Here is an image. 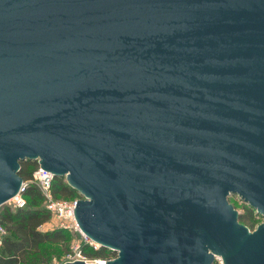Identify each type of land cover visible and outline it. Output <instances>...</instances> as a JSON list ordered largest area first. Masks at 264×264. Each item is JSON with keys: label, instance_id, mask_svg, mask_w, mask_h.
<instances>
[{"label": "water", "instance_id": "95a60500", "mask_svg": "<svg viewBox=\"0 0 264 264\" xmlns=\"http://www.w3.org/2000/svg\"><path fill=\"white\" fill-rule=\"evenodd\" d=\"M24 160L105 264H264V0H0V207Z\"/></svg>", "mask_w": 264, "mask_h": 264}, {"label": "trees", "instance_id": "16d2710c", "mask_svg": "<svg viewBox=\"0 0 264 264\" xmlns=\"http://www.w3.org/2000/svg\"><path fill=\"white\" fill-rule=\"evenodd\" d=\"M37 161L20 162L19 175L27 180L37 168ZM51 193L56 200H71L78 196L64 177L54 176ZM26 204L23 207H0V224L8 231L1 239L0 264H53V250L67 248L71 235L78 234L58 227L41 231L39 227L49 221L51 214L45 208V198L37 186L28 184L23 192ZM240 223L254 224L253 209L249 206L238 214ZM73 242V241H71ZM81 251L89 259H108L114 252L99 246L93 248L81 244Z\"/></svg>", "mask_w": 264, "mask_h": 264}, {"label": "built area", "instance_id": "2783aa9c", "mask_svg": "<svg viewBox=\"0 0 264 264\" xmlns=\"http://www.w3.org/2000/svg\"><path fill=\"white\" fill-rule=\"evenodd\" d=\"M38 164V163H37ZM54 174L48 170L43 169L39 164L35 170L32 171L31 177L27 180H22L18 192L10 198L9 202L14 207H23L26 204V199L23 192L28 184H33L38 187L45 198V208L50 212L51 219L54 220L55 227L76 232L79 234V240L74 242L70 250L64 255V261L84 260L86 262H96L97 264H105L108 259H89L81 251V244L86 243L93 248H98L100 245L89 238L79 227L75 217V206L78 199L84 197L78 193V196L71 200H56L51 193V184L54 179ZM5 229L0 224V244L2 235ZM215 264H224L221 256L215 255Z\"/></svg>", "mask_w": 264, "mask_h": 264}, {"label": "rangeland", "instance_id": "374dc122", "mask_svg": "<svg viewBox=\"0 0 264 264\" xmlns=\"http://www.w3.org/2000/svg\"><path fill=\"white\" fill-rule=\"evenodd\" d=\"M230 204L233 206V208L236 210V212H238V214H242V213H244L245 210H246L245 208H243V207L239 204V202H238L237 200L234 201V202H232V203H230ZM4 206H9V207L13 208L12 203L9 202V201L5 202V203L2 205V207H4ZM253 216H254V224H253L252 226H249V222L246 223V224L242 223V224H244V225L248 228V230H249L250 232L256 231L258 225L261 224V222H260V221L258 220V218L255 216V214H253ZM51 217H52V216H51ZM51 217H50V219H49L48 222H46L45 224H43V225H41V226L39 227V229H40L41 231H43V230H47V229L55 228V226H53V225H54V224H53V223H54V220L51 219ZM3 228L5 229V227H3ZM7 233H8V231L5 229V233L2 235V237H3L5 234H7ZM79 238H80V237H79V234H73V235H71V238L69 239L70 241H68V246H67L66 250H65V248H64L63 250H58V249L55 248L56 246H49V248H50V249L52 248V250H53V254H52L53 264H61V263H64V262H65V261H64V255L70 250V248H71V246L73 245V243L79 240ZM71 241H73V242H71ZM116 256H117V252H114V254H113L112 256L108 257V259L115 258Z\"/></svg>", "mask_w": 264, "mask_h": 264}]
</instances>
